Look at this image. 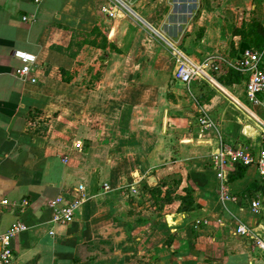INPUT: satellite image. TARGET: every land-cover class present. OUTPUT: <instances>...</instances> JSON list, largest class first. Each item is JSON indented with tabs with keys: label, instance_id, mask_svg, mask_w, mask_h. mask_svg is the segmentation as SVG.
Returning <instances> with one entry per match:
<instances>
[{
	"label": "crops",
	"instance_id": "obj_1",
	"mask_svg": "<svg viewBox=\"0 0 264 264\" xmlns=\"http://www.w3.org/2000/svg\"><path fill=\"white\" fill-rule=\"evenodd\" d=\"M122 1L110 17L109 0H0V233L23 225L11 264H264L235 234L264 237L245 196L264 177L212 162L224 143L264 145V93L249 100L238 65L250 48L264 66V0ZM16 51L35 56L34 83ZM180 55L209 79H176Z\"/></svg>",
	"mask_w": 264,
	"mask_h": 264
},
{
	"label": "built area",
	"instance_id": "obj_2",
	"mask_svg": "<svg viewBox=\"0 0 264 264\" xmlns=\"http://www.w3.org/2000/svg\"><path fill=\"white\" fill-rule=\"evenodd\" d=\"M112 10H107V8L102 7L101 10L107 13L110 17L113 16L116 10H129L122 0H109ZM23 20H27L23 18ZM13 56L22 62V66L17 69L16 76L22 80H30V82H35L34 78H29V76L35 70V56L16 51ZM241 59V58H240ZM261 54L256 51L246 48L242 52V59L238 61V65L245 67L249 72V78L246 82L245 89L249 100L256 103V96L264 93V66H262ZM209 64V63H208ZM175 78L180 80L182 83L189 85L196 79H209L205 73L204 67L195 65L192 62L187 61L182 58L177 60V68L175 71ZM200 125L204 129L213 128L214 124L211 122L210 118L203 114L202 118L199 119ZM262 141L264 143V128L262 130ZM213 165L222 172V168L228 164H238L242 166L256 165L259 174L264 177V145L258 151V153L253 154L246 148L233 147L229 144H222L218 153L213 157ZM109 187H104V190H108ZM219 196L223 200L235 201L236 198L229 193L227 186L222 182L219 185ZM246 198L251 197L250 208L253 211L264 210V195L260 193H251L245 195ZM78 202L67 204L57 209L54 214V221L60 224H68L74 218V212L78 205ZM2 204H8V201L4 200ZM25 202L21 204L23 207ZM23 229V225L20 223L14 224L7 232L0 233V264H11L13 262V254L10 247V242L13 236ZM235 234L244 239L251 241L253 248L258 249L264 253V237H260L255 234L254 231L247 228L244 225H239Z\"/></svg>",
	"mask_w": 264,
	"mask_h": 264
},
{
	"label": "trees",
	"instance_id": "obj_3",
	"mask_svg": "<svg viewBox=\"0 0 264 264\" xmlns=\"http://www.w3.org/2000/svg\"><path fill=\"white\" fill-rule=\"evenodd\" d=\"M256 44H258L261 47V44H263V38L262 39H257Z\"/></svg>",
	"mask_w": 264,
	"mask_h": 264
},
{
	"label": "water",
	"instance_id": "obj_4",
	"mask_svg": "<svg viewBox=\"0 0 264 264\" xmlns=\"http://www.w3.org/2000/svg\"><path fill=\"white\" fill-rule=\"evenodd\" d=\"M148 182H149V184H150V185H152V184H153V183H152V182H153V180H149Z\"/></svg>",
	"mask_w": 264,
	"mask_h": 264
}]
</instances>
